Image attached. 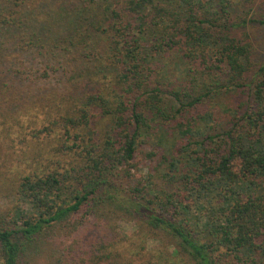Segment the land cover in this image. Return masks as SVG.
Listing matches in <instances>:
<instances>
[{
    "label": "trees",
    "instance_id": "obj_1",
    "mask_svg": "<svg viewBox=\"0 0 264 264\" xmlns=\"http://www.w3.org/2000/svg\"><path fill=\"white\" fill-rule=\"evenodd\" d=\"M262 6L0 0V133L25 144L0 264H264ZM223 89L248 98L218 129L204 100Z\"/></svg>",
    "mask_w": 264,
    "mask_h": 264
},
{
    "label": "rangeland",
    "instance_id": "obj_2",
    "mask_svg": "<svg viewBox=\"0 0 264 264\" xmlns=\"http://www.w3.org/2000/svg\"><path fill=\"white\" fill-rule=\"evenodd\" d=\"M237 3V0H235ZM33 5H31L32 7ZM264 6L261 7L263 10ZM35 11L37 13H40L42 15H46L47 13L42 11L41 8L35 7ZM55 12V11H53ZM241 13V9L238 6H235L232 10V16H237ZM264 14V10L262 11ZM48 16V15H46ZM50 18V16H48ZM44 18L41 17L42 20ZM249 33L252 36L253 43L256 49L255 57L257 59H262L264 57V28L263 27H253L251 30H249ZM160 65H164L167 63V66H162V75H165L166 77H176L178 75L177 71V64L179 65L178 60H176L174 57L166 59H160ZM247 90H239L237 93H234L230 90L223 89L222 91L219 90L215 94H211L208 98L204 100L205 108L214 110L215 112V121H214V128H222L227 120L229 119L230 114L233 112L232 110H235L236 108L241 107L247 102ZM1 121V120H0ZM1 128V124H0ZM20 136L17 134V131L12 135L10 134V138H5L2 133H0V187L4 186L5 184V178L6 180H12L13 176L17 174L20 170H22V164L19 162L18 158L21 156L24 150V146L20 145ZM150 149H148L146 146H142L138 150V154L136 159L139 161L137 163V166L141 171V174L146 175L149 170L148 168H151V166H154L156 163V158H151L150 156ZM153 174L155 175V171H153ZM158 190L165 189L167 191H171L174 189L175 185H166L158 180L156 184ZM155 188V187H154ZM1 192V191H0ZM5 192L2 195L0 193V211L5 210L7 208H11L16 203V198H13V196H5ZM118 228L119 231L123 235H129L135 230V225L133 223L129 222H119ZM157 243L154 241H148V246L151 249H154ZM49 249H46L43 254L46 255L48 253ZM169 252L173 253L174 249L169 248ZM175 256V255H173Z\"/></svg>",
    "mask_w": 264,
    "mask_h": 264
}]
</instances>
